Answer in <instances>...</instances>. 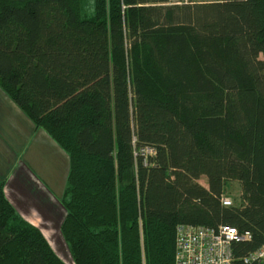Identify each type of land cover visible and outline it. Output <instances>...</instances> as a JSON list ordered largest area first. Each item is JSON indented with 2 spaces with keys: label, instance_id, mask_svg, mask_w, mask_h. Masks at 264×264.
Segmentation results:
<instances>
[{
  "label": "trees",
  "instance_id": "1",
  "mask_svg": "<svg viewBox=\"0 0 264 264\" xmlns=\"http://www.w3.org/2000/svg\"><path fill=\"white\" fill-rule=\"evenodd\" d=\"M169 2L0 0V88L70 157L74 264H175L180 224L249 233L234 264L264 245V0ZM5 186L0 264H67Z\"/></svg>",
  "mask_w": 264,
  "mask_h": 264
},
{
  "label": "crops",
  "instance_id": "2",
  "mask_svg": "<svg viewBox=\"0 0 264 264\" xmlns=\"http://www.w3.org/2000/svg\"><path fill=\"white\" fill-rule=\"evenodd\" d=\"M1 126L7 127L13 136L9 135L7 140L0 133V180L6 182V196L17 212L39 228L54 248V237L59 235L63 239L60 229L65 210L64 217L55 220L53 212L48 211L36 192L39 189L50 199L52 192L65 191L69 167L61 170V166L69 163V157L50 136L25 117L0 88Z\"/></svg>",
  "mask_w": 264,
  "mask_h": 264
},
{
  "label": "built area",
  "instance_id": "3",
  "mask_svg": "<svg viewBox=\"0 0 264 264\" xmlns=\"http://www.w3.org/2000/svg\"><path fill=\"white\" fill-rule=\"evenodd\" d=\"M153 149L142 150V155H153ZM225 207L233 206L227 195L221 197ZM251 240L230 226L219 228L180 224L176 228L175 264H234L233 244ZM264 262V245L251 254L245 263Z\"/></svg>",
  "mask_w": 264,
  "mask_h": 264
},
{
  "label": "rangeland",
  "instance_id": "4",
  "mask_svg": "<svg viewBox=\"0 0 264 264\" xmlns=\"http://www.w3.org/2000/svg\"><path fill=\"white\" fill-rule=\"evenodd\" d=\"M208 1H214V0H170L169 4H177V3H189V2H194V3H200V2H208ZM25 117H27L26 114H24ZM41 132H44L47 136H50L45 130L39 129ZM0 133L1 136L4 139H10L9 135H11V131L4 126H1L0 128ZM13 137V136H12ZM62 149V148H61ZM63 150V149H62ZM64 151V150H63ZM65 152V151H64ZM66 153V152H65ZM67 156L69 157L68 153H66ZM65 166L70 169V157H69V163L65 164V162L61 166V170L65 168ZM68 179V178H67ZM67 179H66V184H67ZM45 180V179H44ZM200 184L203 186H207V179L206 177H202L200 180ZM32 186V185H30ZM33 187V186H32ZM53 198L47 197L41 191L38 189L36 192L38 198L43 202L45 207L48 209L49 212H53V217L55 220L59 219L61 220L64 216V209L62 205L63 197H64V191H61L60 193H57L56 191L52 192ZM225 195H227L229 198L232 199L233 204H237L240 202V187L237 182L232 181L228 184L227 189L225 191ZM18 201V200H16ZM19 203V201H18ZM50 204V205H49ZM66 214V212H65ZM61 232V229H60ZM62 234V233H61ZM55 240H53V245L54 248L57 252V254L67 263V264H74L73 259L63 241V239L58 235L54 237Z\"/></svg>",
  "mask_w": 264,
  "mask_h": 264
}]
</instances>
